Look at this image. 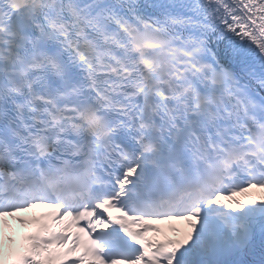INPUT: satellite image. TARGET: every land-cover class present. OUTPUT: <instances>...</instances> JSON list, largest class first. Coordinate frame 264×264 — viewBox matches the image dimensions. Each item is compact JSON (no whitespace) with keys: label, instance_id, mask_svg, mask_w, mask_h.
I'll use <instances>...</instances> for the list:
<instances>
[{"label":"snow or ice","instance_id":"snow-or-ice-1","mask_svg":"<svg viewBox=\"0 0 264 264\" xmlns=\"http://www.w3.org/2000/svg\"><path fill=\"white\" fill-rule=\"evenodd\" d=\"M252 189L264 0H0V226L51 209L17 264H264Z\"/></svg>","mask_w":264,"mask_h":264},{"label":"bare ground","instance_id":"bare-ground-1","mask_svg":"<svg viewBox=\"0 0 264 264\" xmlns=\"http://www.w3.org/2000/svg\"><path fill=\"white\" fill-rule=\"evenodd\" d=\"M248 195H251V193L249 192ZM264 196V191L260 190V197ZM259 197V198H260ZM238 199H244V194H242L241 196L237 197ZM258 198V199H259ZM29 211H25L24 214H28ZM7 225H11V228H9L8 226H0V231H2V233L5 236H12L14 241H16V237L20 234L23 233L27 230L28 226L26 225H20L17 221H15L14 219H10L7 221ZM15 244V243H14ZM14 244L9 245L7 240H5L4 242V250H5V256H7L9 254L8 250L9 248H13Z\"/></svg>","mask_w":264,"mask_h":264}]
</instances>
